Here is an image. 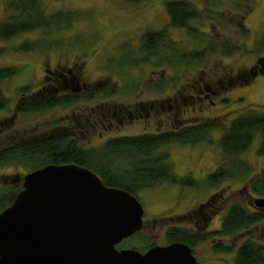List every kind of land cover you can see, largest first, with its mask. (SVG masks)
Segmentation results:
<instances>
[{
  "label": "rangeland",
  "instance_id": "obj_1",
  "mask_svg": "<svg viewBox=\"0 0 264 264\" xmlns=\"http://www.w3.org/2000/svg\"><path fill=\"white\" fill-rule=\"evenodd\" d=\"M26 1L0 0V27L13 15L20 18V12L11 5ZM167 1L171 0H151L137 5L126 0H39L37 11L43 15L44 21L64 25L75 20L72 27L59 32L53 26L49 32L35 31L11 41L0 40V49L4 50L0 54V69H17L13 77L0 82V96L7 97L9 103L17 101L20 87L30 86L31 92L36 91L43 80L46 66L50 69L71 68L76 73L81 65L86 74L84 82L106 79L114 86L123 87L125 83H128L127 87L131 86V89L125 88L126 93L121 92L107 100L98 98V101L109 109L113 104L121 107L128 104L139 107L141 104L146 113L142 112L139 120L122 125V128L104 131L102 136L84 137L77 134L73 138L80 147H98L112 137L151 134L170 129L169 118L173 112H178L177 105L180 109L178 118L187 120L188 125L208 122L219 128L208 137L209 142L190 147L171 144L163 150L169 154L177 177L183 179L189 176L197 181V188H180L179 184H170L137 193L136 197L144 207V227L139 236L127 242L138 249L147 245L164 246L166 232L170 228L197 231L194 218L202 221L203 216L191 210L202 203L210 204L206 209L207 214L212 216L207 232L210 234L220 229L231 206L241 205L247 211H254L249 200L260 196L252 193L249 187L255 180L264 179V157L257 156V138L242 155V159L251 167L250 172L216 186L205 185L209 174L217 167L225 166L218 146L223 133L220 128H227L229 122L240 115L254 111L264 113V71L260 74L256 71V65L264 59V55L261 57L256 53L264 31V0H250L252 9H249V2L242 0H184L190 2L201 14L200 19L191 24L196 29L195 34L165 26L166 23L168 25ZM244 4L247 7L245 11ZM26 18L20 20L40 19L33 16ZM240 22L249 31L247 38L240 36ZM162 29H167L170 39L185 51L199 50L209 43L220 46L226 42L232 47H242L246 52H237L232 57L215 53L207 56L204 63L198 66L193 63L191 67L167 65L160 60V56H153L137 67L140 72L129 69L133 68V63L130 67L128 64L121 65L122 61L118 63L127 48L135 47L138 36L147 31ZM27 41L37 43L36 51L17 49ZM79 59L86 61L81 64ZM157 59L159 64L156 62L158 65H154ZM239 70L242 75L237 77ZM120 72H126L127 75H120ZM230 72L235 77L233 82L239 81L244 85H232L237 88L220 92L221 85H215L216 94L208 96L205 101L202 93L197 94L192 89L197 82H201L202 89L204 82L212 84L210 77L214 81ZM225 83V87H229V83ZM184 87L185 93L179 96ZM74 105L55 108L36 116L17 118H14L15 106H12V110L0 113V145L5 148L12 145L15 139L29 136L69 134L70 125L66 121L68 115L65 114ZM91 105L95 107V103ZM115 124L117 126L118 122ZM41 165V162H30L27 166L8 164L0 168V175L18 176L23 182L24 176L32 172L30 170ZM248 233H240L235 240L234 237H227L200 243L193 248L194 255L199 264H233L234 254L215 253L213 246L219 242L231 246L234 240L236 247L249 237L264 246V221L253 226Z\"/></svg>",
  "mask_w": 264,
  "mask_h": 264
},
{
  "label": "trees",
  "instance_id": "obj_2",
  "mask_svg": "<svg viewBox=\"0 0 264 264\" xmlns=\"http://www.w3.org/2000/svg\"><path fill=\"white\" fill-rule=\"evenodd\" d=\"M126 1L139 5L151 0ZM242 1L249 2V9H252V2L250 0ZM11 7L20 12V18L13 15L0 27V40L3 41L12 40L23 34L35 31L49 32L53 26L60 32L63 29L71 28L75 21L64 25L44 21L43 15H39L40 12L37 11L39 0H28L24 3L15 4V6L12 4ZM246 9L247 7L244 4L243 11ZM166 10L168 23L171 27L195 34L196 29L191 24L196 20L198 21L201 14L190 2L184 0L167 1ZM235 10L239 9L235 8ZM32 16L39 17L41 20L38 18H35L34 21L20 20L21 18H30ZM238 26L241 29L239 31L240 36L247 38L249 31L246 29V26L242 22ZM142 42L145 45L147 58L160 56V60L165 61L167 65H183L186 67H191L193 63H196L198 66L204 63L207 56L215 53L232 57L237 52H246L242 47H232L226 42L220 46L209 43L199 50L185 51L184 49H180L179 46L177 47L176 42H173L169 38L166 29L145 33ZM37 47V43H29L27 41L20 44L17 49L32 52L36 51ZM3 51V49H0V54ZM256 53L261 57L264 55V31L258 41ZM256 67L258 68L256 70L258 74L263 72L264 59H261ZM16 73V68L8 67L0 69V82L13 77ZM241 75L242 72L239 70L237 77ZM254 75L256 76L257 74ZM212 78H209L212 82L209 85L211 88H215V85H221V89L218 92L232 89L234 87L232 85H244L239 81L233 82L235 77H233L231 72L228 75L223 74L217 80L213 79L214 81H212ZM224 83H229V87L226 86V88ZM30 91V87L18 89V93L24 95V97ZM27 98L31 100L34 98V100L23 108L17 109L16 116L28 117L40 115L56 106L75 101L73 99L75 97L68 99L65 97L61 99L50 97L49 99H40L38 95H33ZM7 106L8 100L0 96V113L4 112ZM182 123H174L170 125V131L158 134L151 133L137 137L115 138L97 150L78 149L74 142H70L67 138L59 135L29 136L15 139L12 145L3 147L0 150V168L8 164H23L27 166L30 162H41V166L30 170L34 171L50 164H76L96 173L106 186L126 190L134 196L140 191L151 190L170 184H179L180 188H197V181H192L190 178L179 179L177 177L170 162L169 154L163 150L171 144L195 145L204 141L209 142L208 137L219 128L208 122H196L194 125H186L185 127H183L184 123L183 125ZM220 129L223 133L219 138L218 146L225 166L221 165L213 173L209 174L205 179V185L207 183L210 186H216L224 181L236 178L240 174L250 172L251 167L248 162L242 159V155L249 150L257 138H259L257 156L264 157V113L254 111L240 115L232 119L227 128ZM21 188L18 187L15 176L0 175V213L13 203ZM249 188L252 193L264 197V179L255 180ZM263 221L264 212L247 211L241 205H233L229 208L218 231L211 234H200L196 232L191 233L186 229L170 228L166 232V242L184 243L193 249L196 245L212 239L234 237L235 240L237 235L243 232L248 233L253 226ZM234 240L231 246H227L224 242L216 243L213 246L214 252L234 254L233 264H264L263 245L254 241L252 237H249V239L235 247L236 242Z\"/></svg>",
  "mask_w": 264,
  "mask_h": 264
},
{
  "label": "water",
  "instance_id": "obj_3",
  "mask_svg": "<svg viewBox=\"0 0 264 264\" xmlns=\"http://www.w3.org/2000/svg\"><path fill=\"white\" fill-rule=\"evenodd\" d=\"M264 212V198L252 200ZM136 196L108 187L76 164H50L24 176L23 189L0 213V264H198L184 243L146 253L118 250L143 228Z\"/></svg>",
  "mask_w": 264,
  "mask_h": 264
},
{
  "label": "flooded vegetation",
  "instance_id": "obj_4",
  "mask_svg": "<svg viewBox=\"0 0 264 264\" xmlns=\"http://www.w3.org/2000/svg\"><path fill=\"white\" fill-rule=\"evenodd\" d=\"M169 25V23H168ZM167 23L165 24V26L170 27V29H174V30H180V29H175L173 27H171L170 25L168 26ZM69 28H67L68 30ZM66 30V29H63ZM167 30V29H166ZM161 31V30H160ZM147 32H154V31H147ZM145 32V33H147ZM158 32V31H155ZM144 34L140 35V37L137 39L136 38H130V40H135V47L134 46H130L129 48H127L126 51H124V53L119 57V62H121V65H126L128 64V66L130 67V64L133 63L134 65L132 66L133 68H129L132 69L133 71H138L140 72L139 69H137L138 66H141V63H144L145 61H147V52L146 49L144 48V44L142 42V38L144 37ZM169 35V33H168ZM170 36V35H169ZM131 37V36H130ZM170 38V37H169ZM13 40V39H12ZM11 41V40H9ZM134 57H132V56ZM80 61V59H79ZM86 61V59L84 61H80V63H84ZM155 63L159 61H154ZM157 64V63H156ZM136 66V67H135ZM82 66H79V71H76V73L74 72V70H72L71 68H63V67H58L55 69H50L47 66L44 69V76H43V80L39 83L40 86L39 88L35 91V92H31L33 93L31 96L33 95H38V97L40 99H49L50 98H55V99H61L63 97L65 98H73L75 99V101L73 102H69L67 104L64 105H60V106H56L55 108H66L69 106H72L73 104H75L73 106V108L69 109V111L66 112L65 115H68L66 118V121L69 123V130L70 133L69 134H65V136L63 135H59L65 138H69L68 140L70 142H74L77 146L78 149H82V150H97L98 148H100L102 145H104L105 143L109 142L110 140L115 139L114 137L107 139L106 141H104L100 146L96 147H90V148H83L77 145V141L74 140L73 137H77V134H81L82 136L86 137V136H92V135H98V136H102L104 133V131L108 130L107 132L111 131V130H117L119 128H122V125L128 124L132 121H137L140 119V117L142 116V112L144 111V107H142L143 105H139L136 106L128 104L127 106L121 107V106H117V104H113L112 107L109 109L107 107H105L102 102L98 101V98L107 100L110 99L111 97H114L116 94H120L122 93H126V89H131V86L127 87L128 83H125L124 86H114L113 84L110 83L109 80H95L93 83H88V82H84L83 79L85 78L86 74H84L83 69L81 68ZM124 74L125 76L127 75L126 72H120V75ZM144 77V76H142ZM138 78L141 79V76H139ZM163 80L160 81V83H162ZM110 83V85H109ZM119 85V84H118ZM201 82H197L196 85H193L192 89L194 92H197V94L202 93L204 95V99L203 101L208 99V96H211L212 94L215 95L216 94V90L215 88H211L210 85L206 82L203 83V88L201 89L200 87ZM23 87H30V86H23ZM20 87V88H23ZM235 87V86H234ZM234 87H232V89H234ZM19 88V89H20ZM126 88V89H125ZM237 88V86L235 87ZM30 89H32L30 87ZM185 89L186 87L183 88L184 91H182L179 96H182L183 93H185ZM120 90V91H119ZM29 93V94H30ZM27 94L26 97H24V95L19 94L17 92V96L18 99L17 101H15V103H9V100L7 99V97H5L8 100V106L7 109L4 112L10 111L12 110V106H15V108L13 109L14 112V118H17L19 116H16V110L19 108H23L24 106L30 104L31 102H33L34 98L31 100L27 97H29L30 95ZM124 94H122L123 96ZM21 99H23L21 101ZM26 99V100H24ZM194 99V98H193ZM191 99V100H193ZM199 100L201 98H198ZM71 100V99H70ZM175 102L177 103V101L175 100ZM92 103H95V107H92ZM101 103V104H100ZM178 104V103H177ZM21 105V106H20ZM130 105V106H129ZM79 106V108L76 110L75 108ZM91 107V108H88ZM178 105L176 110L178 112H173L171 110L172 115L169 118V124L168 125H173L175 124H179L180 122H183L182 125L183 127H185L186 125H188V121L182 118H178V114L180 113V109H178ZM52 110V109H50ZM48 110V111H50ZM45 111V112H48ZM174 111V110H173ZM3 113V112H1ZM13 114V113H12ZM136 114V115H134ZM147 115V114H146ZM33 116V115H32ZM20 117H24V116H20ZM31 117V116H28ZM181 119V120H180ZM184 120V121H182ZM115 122H118V125L116 126ZM194 125V124H191ZM119 127V128H118ZM67 128V129H68ZM170 131V129L164 130V131ZM164 131H159L156 133H152V134H158V133H162ZM147 134V133H145ZM145 134H137V135H130V136H125V137H137V136H142ZM52 135V134H51ZM119 138V137H116ZM1 141V140H0ZM184 147H190L192 145H182ZM3 147L2 145H0V150H2ZM13 177V176H11ZM15 178H17V183H18V187H22L21 190L23 189V182H21V180L19 179L18 176H15ZM21 184V185H20ZM253 197L250 198L249 203L251 206V199ZM210 204L209 203H202L198 206H196L193 210L195 214H199L201 216H203V220L201 221L200 219H198L197 221L194 218V226L197 228V231H195L196 233H207L209 228H210V223L212 221V216H209V214H207L206 209H208V206ZM252 207V206H251ZM254 209V211H259L257 209H255L254 207H252ZM144 227V225H143ZM143 229V228H142ZM189 231V230H188ZM141 232V231H140ZM140 232L132 235L131 237L125 239L122 243H120L117 246L118 250H122V249H135L137 251H139L140 253H146L148 250H150L154 245H147L144 246L143 250H140L142 248H136V247H132L129 245V241L132 240L133 238H136L137 236H139ZM191 233H195L192 231H189ZM212 233V232H211ZM128 241V242H127ZM169 244V242H166L164 246H167ZM124 245H127L126 247ZM159 246V245H158ZM199 264V262H198Z\"/></svg>",
  "mask_w": 264,
  "mask_h": 264
},
{
  "label": "bare ground",
  "instance_id": "obj_5",
  "mask_svg": "<svg viewBox=\"0 0 264 264\" xmlns=\"http://www.w3.org/2000/svg\"><path fill=\"white\" fill-rule=\"evenodd\" d=\"M203 142H200V143H198L197 145H201ZM176 174V173H175ZM184 178H189V176H187V177H184ZM183 178V179H184ZM191 179V178H190ZM192 181H193V179H191Z\"/></svg>",
  "mask_w": 264,
  "mask_h": 264
},
{
  "label": "clouds",
  "instance_id": "obj_6",
  "mask_svg": "<svg viewBox=\"0 0 264 264\" xmlns=\"http://www.w3.org/2000/svg\"><path fill=\"white\" fill-rule=\"evenodd\" d=\"M260 212H262V211H260Z\"/></svg>",
  "mask_w": 264,
  "mask_h": 264
}]
</instances>
